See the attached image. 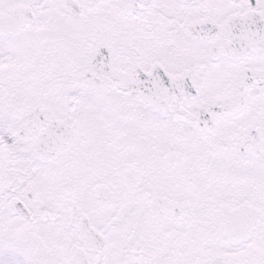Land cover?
Masks as SVG:
<instances>
[{
	"label": "snow or ice",
	"instance_id": "6c2138e0",
	"mask_svg": "<svg viewBox=\"0 0 264 264\" xmlns=\"http://www.w3.org/2000/svg\"><path fill=\"white\" fill-rule=\"evenodd\" d=\"M0 264H264V0H0Z\"/></svg>",
	"mask_w": 264,
	"mask_h": 264
}]
</instances>
